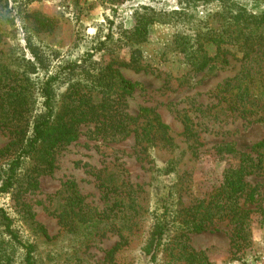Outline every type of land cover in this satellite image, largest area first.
I'll list each match as a JSON object with an SVG mask.
<instances>
[{
	"label": "rangeland",
	"instance_id": "rangeland-1",
	"mask_svg": "<svg viewBox=\"0 0 264 264\" xmlns=\"http://www.w3.org/2000/svg\"><path fill=\"white\" fill-rule=\"evenodd\" d=\"M216 1L196 4L179 15L178 0H125L116 6L107 0H0V59L15 45L24 48V24L39 44L56 52L58 60L84 58L98 68L111 64L137 85L124 101L126 112L139 124V137L131 134L116 142L94 133L93 124L81 126L77 139L56 152L52 174L39 177L38 186L27 191L35 159L21 161L13 186L0 193L1 263L20 264L23 258V250L4 231L5 216L21 242L35 247L34 264H152L139 256L138 247L154 217H161L156 189L171 191L178 208L189 209L221 185L224 171L238 165L239 155L259 154L264 161V149L254 148L264 142V103L260 117L232 114L218 90L238 72L240 63L230 58L229 66L193 74L184 60V48L197 28L214 24L205 16L219 10L213 5ZM234 1L247 11L264 9V0ZM136 16H155L157 21L148 27L144 42L130 45L123 31L133 30ZM101 42L105 45L98 50ZM136 48L141 53L139 70L128 67L130 51ZM185 113L195 125L194 137L184 132ZM155 116L165 129L149 127L144 132ZM12 132L0 125V148L14 140ZM12 159L0 158V186ZM95 175L119 190L104 194ZM247 182L246 194L238 201L252 212L246 242L235 239L234 226L226 218L214 220L204 232L187 234L190 247L210 264H264V176L253 175ZM67 183H73L87 210L102 218L78 229L62 228L55 212L63 199L54 195ZM125 194L129 200L116 202ZM180 222L181 218L175 220L172 236L183 233ZM121 231L130 232L134 243L110 261L106 252ZM160 257L163 261L154 264H183L165 253Z\"/></svg>",
	"mask_w": 264,
	"mask_h": 264
},
{
	"label": "trees",
	"instance_id": "trees-1",
	"mask_svg": "<svg viewBox=\"0 0 264 264\" xmlns=\"http://www.w3.org/2000/svg\"><path fill=\"white\" fill-rule=\"evenodd\" d=\"M107 1L112 6L125 2ZM206 1L178 0L180 10L177 13L183 15L196 4ZM216 4L219 10L205 16L208 20L214 19V24L198 27L184 48L188 72L197 74L205 69H221L230 65V58L236 60L240 63L239 70L218 87L220 98L232 114L235 111L246 112L260 117L264 103V9L247 11L234 0H217L213 5ZM135 20L132 31H123L130 45L144 42L148 27L157 21L155 16H136ZM23 29L24 48L15 45L0 59V125L13 129L14 139L0 148V158L13 156L7 173L1 178L0 193L13 186L15 171L25 158L35 159L29 171L32 175L26 191L36 188L39 177L54 171L56 152L74 142L78 129L83 125L93 124L94 133L105 135L114 142L131 134L139 137L138 119L126 112L124 101L136 90V84L125 79L111 64L98 68L84 58L78 61L58 60L56 52L39 44L24 24ZM105 38L109 39L110 34ZM104 42L99 43L98 50L103 49ZM140 57V50L132 49L128 67L141 69ZM181 120L185 134L194 137L196 131L191 118L185 113ZM152 123V126L146 124L143 131L149 132V127L165 129L156 116ZM254 148L264 149V142ZM258 174L264 176L262 157L259 154L256 158L248 154L239 155L238 165L224 171L221 185L208 198L189 209L178 208L171 191L156 189L155 205L157 211H162L161 217H154L152 226H149L145 236L143 234L138 247L139 256L152 264L157 259L163 261L162 257L159 258L160 253L182 260L183 264H210L202 252L190 247L187 234L204 232L214 220L225 218L234 226L235 239L246 242L247 222L252 212L240 207L238 201L246 194L249 186L247 178ZM95 179L106 195L119 190V186L107 184L100 175H95ZM54 196L63 199L62 206L55 212L62 228L78 229L102 218L96 211L87 210L73 183H67ZM128 198L129 195L125 194L124 198L119 195L120 200L116 202L122 203ZM261 217L264 221V211ZM177 218H181L183 233L172 236L171 228ZM3 219L4 231L10 242L23 250L20 264H34L35 247L21 242L11 230L10 220L5 216ZM39 231L46 240L49 239L42 227ZM122 231L118 234V242L106 252L110 261L114 256L129 251L134 243L130 232ZM236 247L240 249L241 246L236 243Z\"/></svg>",
	"mask_w": 264,
	"mask_h": 264
}]
</instances>
